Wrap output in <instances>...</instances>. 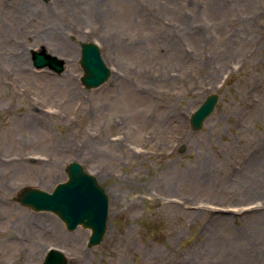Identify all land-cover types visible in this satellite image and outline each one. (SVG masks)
I'll return each instance as SVG.
<instances>
[{
    "label": "rangeland",
    "instance_id": "374dc122",
    "mask_svg": "<svg viewBox=\"0 0 264 264\" xmlns=\"http://www.w3.org/2000/svg\"><path fill=\"white\" fill-rule=\"evenodd\" d=\"M88 41L111 68L91 88ZM43 44L62 72L33 64ZM71 161L108 195L93 246L90 228L16 199ZM51 246L69 264H264V0H0V264Z\"/></svg>",
    "mask_w": 264,
    "mask_h": 264
},
{
    "label": "water",
    "instance_id": "95a60500",
    "mask_svg": "<svg viewBox=\"0 0 264 264\" xmlns=\"http://www.w3.org/2000/svg\"><path fill=\"white\" fill-rule=\"evenodd\" d=\"M80 45V64L84 70L81 81L88 88L99 86L109 78L111 69L104 61L96 42H81ZM32 60L37 68L49 67L56 72L64 70V60L45 50H32ZM217 101L218 94H209L192 112L190 123L194 129L202 127ZM67 174V179L58 182L51 191L26 186L16 199L34 210L52 211L65 222L69 230H74L78 225L90 228L88 245L99 244L107 230L108 195L97 178L86 171L80 162L71 161L67 166ZM41 264H69V260L60 248L50 247Z\"/></svg>",
    "mask_w": 264,
    "mask_h": 264
},
{
    "label": "bare ground",
    "instance_id": "6f19581e",
    "mask_svg": "<svg viewBox=\"0 0 264 264\" xmlns=\"http://www.w3.org/2000/svg\"><path fill=\"white\" fill-rule=\"evenodd\" d=\"M58 29H60L57 25H51V27H50V30H51V32H53V33H58ZM41 37H46L45 35H43V36H37L36 37V39L38 38L39 40H40V38ZM53 36H51V38H52ZM49 38V37H48ZM53 38H55V37H53ZM50 39V38H49ZM13 47L14 46H10V50H12V51H10L9 53H8V55H7V57H5V61H6V64L8 65V67H10V68H13V65L12 64H14V67H20L21 65H22V63H23V61L25 60L24 59V56L21 54V53H18V50H17V48L16 49H14V50H16V52L17 53H15L14 54V50H13ZM45 48V51L46 52H49V53H55V49H53V48H51V47H47L46 45H44L43 44V49ZM59 48V50L58 51H60V54L62 53V52H64V50L65 49H63L62 47H58ZM62 48V49H61ZM60 54H59V57H60ZM95 176V175H94Z\"/></svg>",
    "mask_w": 264,
    "mask_h": 264
}]
</instances>
